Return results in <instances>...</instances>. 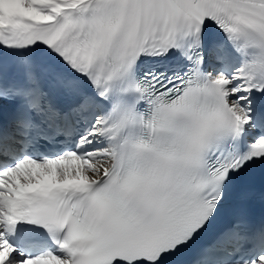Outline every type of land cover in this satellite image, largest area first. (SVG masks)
I'll use <instances>...</instances> for the list:
<instances>
[{
    "label": "snow or ice",
    "instance_id": "obj_1",
    "mask_svg": "<svg viewBox=\"0 0 264 264\" xmlns=\"http://www.w3.org/2000/svg\"><path fill=\"white\" fill-rule=\"evenodd\" d=\"M264 0H0V264H264Z\"/></svg>",
    "mask_w": 264,
    "mask_h": 264
}]
</instances>
